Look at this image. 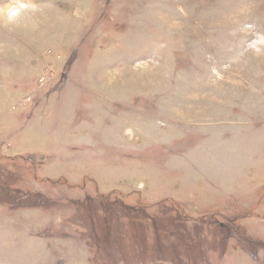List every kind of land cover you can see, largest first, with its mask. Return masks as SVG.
I'll return each instance as SVG.
<instances>
[{
    "label": "rangeland",
    "instance_id": "obj_1",
    "mask_svg": "<svg viewBox=\"0 0 264 264\" xmlns=\"http://www.w3.org/2000/svg\"><path fill=\"white\" fill-rule=\"evenodd\" d=\"M29 2L0 20V264H264V0Z\"/></svg>",
    "mask_w": 264,
    "mask_h": 264
},
{
    "label": "clouds",
    "instance_id": "obj_2",
    "mask_svg": "<svg viewBox=\"0 0 264 264\" xmlns=\"http://www.w3.org/2000/svg\"><path fill=\"white\" fill-rule=\"evenodd\" d=\"M35 5L29 0H10V2L0 7V20L6 19L8 23H15L16 18L28 9H35Z\"/></svg>",
    "mask_w": 264,
    "mask_h": 264
},
{
    "label": "bare ground",
    "instance_id": "obj_3",
    "mask_svg": "<svg viewBox=\"0 0 264 264\" xmlns=\"http://www.w3.org/2000/svg\"><path fill=\"white\" fill-rule=\"evenodd\" d=\"M1 6V5H0ZM3 6V5H2Z\"/></svg>",
    "mask_w": 264,
    "mask_h": 264
}]
</instances>
